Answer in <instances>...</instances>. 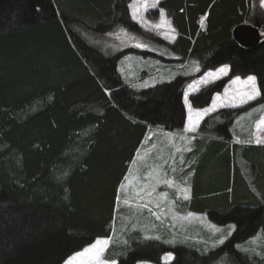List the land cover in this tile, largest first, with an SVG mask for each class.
Segmentation results:
<instances>
[{"label": "trees", "instance_id": "1", "mask_svg": "<svg viewBox=\"0 0 264 264\" xmlns=\"http://www.w3.org/2000/svg\"><path fill=\"white\" fill-rule=\"evenodd\" d=\"M128 3L0 0V264H63L98 238H109L118 189L149 129L184 128L183 96L191 77L178 74L136 89L119 71L126 52L90 41L111 24L136 27ZM160 5L178 31L167 47L196 60L200 71L230 66L228 77L189 97L195 108L209 106L234 76H256L264 101V40L244 48L232 36L246 22L264 32V13L253 9L252 0ZM236 113L221 109L206 117L200 130L216 138H197L198 147L184 159L187 171L200 155L185 209L219 226L235 225L233 234L207 254L191 243L169 246L138 237L140 243L119 251L117 264H165L164 252L174 255L170 264H210L223 254L242 256L241 264L262 259L238 245L264 234V146L234 142Z\"/></svg>", "mask_w": 264, "mask_h": 264}, {"label": "rangeland", "instance_id": "2", "mask_svg": "<svg viewBox=\"0 0 264 264\" xmlns=\"http://www.w3.org/2000/svg\"><path fill=\"white\" fill-rule=\"evenodd\" d=\"M162 1L159 0L156 7H151L155 0H147L148 6L145 7V0H129V18L136 27L119 26V22L111 24L110 29L107 28L109 31L107 34L101 37H92L90 41L108 52L119 50L126 52L119 61V71L123 78L136 89L147 88L157 82L171 80L178 74L191 77L185 87L183 97L186 108L185 125L180 131L159 127L149 129L118 189L115 222L111 236L98 238L97 240L101 243L84 256L79 257L75 264H111L112 261L117 264L118 261L115 260V257L119 251L124 247H132L134 241L140 243L141 239H153L169 246L187 247L186 243H191L196 245L200 252L206 254L216 249V246L227 241L236 226H219L212 223L207 215L185 209L183 203L189 198L190 188L195 185L200 155L196 154L191 168L187 171H184V159L192 152V148L195 150L197 138L207 136L216 138L214 134L204 135L200 126L206 115L216 113L224 108L237 111L232 124L234 142L264 146V124L260 123L264 121V101L259 99L261 94L254 100L241 103V100L246 99L244 94L251 92V86L245 83L247 76L240 77L239 81L235 79L239 76L231 77L223 92L214 95L209 106L198 109L192 105L189 96L197 93L202 87L211 84L217 78L227 77L230 66L227 65L226 73L217 72V69L224 65L200 71L202 67L196 60L181 58L167 47L166 44L176 42L178 31L168 12L160 5ZM252 2L256 12L264 13V5L261 4V0H252ZM161 9L164 14L163 20H161ZM202 17L203 24H201ZM198 23L200 29L204 30L206 16H201ZM95 29L100 31L102 28ZM209 71L216 72V77L208 78V83H202V79ZM256 86L259 90L257 80ZM214 102L215 110L204 114L203 110L212 108ZM258 124L259 127H257ZM190 128H194V130H189ZM215 129L217 130V128ZM243 136L244 139H242ZM257 139L262 142L257 143ZM243 171L245 176L252 180L250 168L245 166ZM251 187L255 189L253 185ZM217 228L220 231H216ZM138 237L140 241L136 240ZM104 241H108V243L105 245ZM241 244L238 245L241 251L248 253L249 257H253L254 253L257 254L262 259L260 261L253 260L257 261V264H264L263 233L258 232ZM194 249L196 250V248ZM182 250L187 255L192 254L184 248ZM166 253L169 252H164L160 256L162 263L165 264L174 260L173 254V258L165 259ZM214 257H211L209 261L211 262ZM242 261H244L242 256L228 258L226 254H223L210 264H241ZM136 264L158 263L139 261Z\"/></svg>", "mask_w": 264, "mask_h": 264}, {"label": "snow or ice", "instance_id": "3", "mask_svg": "<svg viewBox=\"0 0 264 264\" xmlns=\"http://www.w3.org/2000/svg\"><path fill=\"white\" fill-rule=\"evenodd\" d=\"M159 0H155L154 3L151 4V7H156L157 4H158ZM261 4L264 5V0H261ZM147 0H145V7H147ZM134 18H135V14H134ZM164 18V14H163V10L161 9V20H163ZM201 24H203V17L201 18ZM157 27H159V25H157ZM228 69V66L227 65H224L222 67H220L219 69H217V72L218 73H226ZM216 72H211L209 71L207 74H206V77L202 79V83H208V78H214L216 77ZM236 81H239L240 80V77H236L235 78ZM256 76L254 75H249L247 76L246 80H245V83L246 84H249L251 86V92L249 93H245L244 95L246 96V99H243L241 100V103H247L249 100H254L257 96L260 95V92L259 90L257 89V86H256ZM235 82V81H234ZM190 87H192L190 85ZM186 101H187V95L185 97ZM191 107V106H190ZM215 110V102L213 103V106L212 108H209V109H204L203 110V113L204 114H207V112L209 111H214ZM260 123L264 124V121H261ZM260 125L258 124L257 127H259ZM189 130H194V128H190ZM257 143H261L262 141H260L259 139H257L256 141ZM185 198H187V196H185ZM230 227H234L233 226H230ZM216 231H220V229H216ZM222 242V241H221ZM101 243V241L97 240L95 244L89 246L88 248H85L83 249L81 252H76L74 254H72L71 256H69L66 260H65V264H75V261L79 258V257H82L84 256L85 254H87L92 248H95L97 245H99ZM105 245L108 243V241H104ZM239 247V246H238ZM173 258L172 256V253H166L165 255V259H171ZM111 264H116L115 261H112Z\"/></svg>", "mask_w": 264, "mask_h": 264}, {"label": "water", "instance_id": "4", "mask_svg": "<svg viewBox=\"0 0 264 264\" xmlns=\"http://www.w3.org/2000/svg\"><path fill=\"white\" fill-rule=\"evenodd\" d=\"M232 36L234 41L244 48H253L264 38L260 29L250 23H242L234 27Z\"/></svg>", "mask_w": 264, "mask_h": 264}, {"label": "flooded vegetation", "instance_id": "5", "mask_svg": "<svg viewBox=\"0 0 264 264\" xmlns=\"http://www.w3.org/2000/svg\"><path fill=\"white\" fill-rule=\"evenodd\" d=\"M172 262V260H170L169 262H168V264H170Z\"/></svg>", "mask_w": 264, "mask_h": 264}, {"label": "crops", "instance_id": "6", "mask_svg": "<svg viewBox=\"0 0 264 264\" xmlns=\"http://www.w3.org/2000/svg\"><path fill=\"white\" fill-rule=\"evenodd\" d=\"M229 70V69H228ZM184 103H185V101H184Z\"/></svg>", "mask_w": 264, "mask_h": 264}]
</instances>
